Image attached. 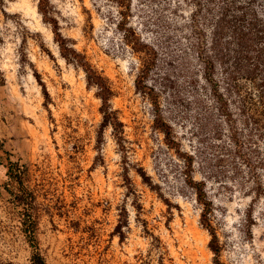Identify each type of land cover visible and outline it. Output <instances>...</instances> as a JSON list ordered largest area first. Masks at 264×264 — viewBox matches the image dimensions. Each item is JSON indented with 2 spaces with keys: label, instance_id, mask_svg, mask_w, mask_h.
Segmentation results:
<instances>
[{
  "label": "rangeland",
  "instance_id": "374dc122",
  "mask_svg": "<svg viewBox=\"0 0 264 264\" xmlns=\"http://www.w3.org/2000/svg\"><path fill=\"white\" fill-rule=\"evenodd\" d=\"M45 1L69 46L110 85L122 141L102 127L99 89L62 55L40 0H0V264H33L28 216L47 264H216L187 175L189 156L190 174L212 203L220 262L264 264V195L254 194L246 169H237L226 151L228 126L215 111L191 37L195 1ZM252 7L264 16V0ZM199 26L198 40L210 42L208 23ZM135 38L157 52L144 84L158 93L177 147L155 126L149 94L137 89L150 56L135 48ZM214 76L239 128L240 97L262 120L263 74L241 76L239 95L225 90L219 64ZM10 162L25 170L29 208L7 177Z\"/></svg>",
  "mask_w": 264,
  "mask_h": 264
},
{
  "label": "trees",
  "instance_id": "16d2710c",
  "mask_svg": "<svg viewBox=\"0 0 264 264\" xmlns=\"http://www.w3.org/2000/svg\"><path fill=\"white\" fill-rule=\"evenodd\" d=\"M195 8L192 10L189 24L192 27L191 37L197 39L194 47L196 48L199 59L204 64V79L211 85L210 96L215 104V111L218 112L221 119L228 126L224 132L227 134L228 142L226 151L229 157H232L233 165L243 171L246 169V175L253 182V192L258 197L264 195L263 176L264 172V115L262 120L253 114L252 109L248 111L247 99L240 97L241 107H237L243 114V126L238 127V121L233 112L230 103L231 100L227 94L222 91L220 82H217L214 76L217 64L225 75L226 88L228 94L239 95L242 86L238 81L243 78L253 77L255 75H264V16L259 15L253 3L255 0H248L242 3L235 0H194ZM45 0H40L39 8L45 16V19L53 24L55 39L60 46L62 55L68 60H73L86 73L89 84L95 85L99 89V97L102 100L101 112L103 114L102 127L111 126L118 141H122L123 124L117 116V113L111 106L112 89L107 80L100 75L86 58L79 54L73 47H70L68 41L59 32L58 25L49 17L45 9ZM127 8H129L127 6ZM205 20L210 29V42H200L201 28L199 24ZM208 38V36H207ZM135 48L146 52L150 56L148 63H145L141 75L136 81L137 89L149 94L155 107V126L160 129L166 142L171 147H177L179 144L175 140L173 128L168 124L163 116L162 108L159 104V96L155 89L149 88L144 84L148 80L155 64L157 52L155 48L144 43L140 38H135ZM245 76V77H244ZM262 80V78H261ZM258 103L264 108V86H261V92ZM245 97V96H244ZM256 97V96H255ZM255 105V104H254ZM248 111V112H247ZM218 134H221L218 132ZM222 140V139H221ZM258 140L261 141V145ZM193 157L187 159L189 183L196 190L197 200L203 206L201 222L211 233L212 240L210 248L216 256V264H222L219 260L221 247L218 242L217 234L210 223L209 215L212 210L211 201L207 200L205 184L197 182L190 174ZM25 170L18 164L10 162L7 177L10 182H15L20 194L16 196L19 203H23L29 208L32 194L24 187ZM144 179H146L143 176ZM24 231L31 247L34 249L32 255L33 264H47L38 250L35 237V222L32 216L24 220ZM122 224L117 227V233L123 239Z\"/></svg>",
  "mask_w": 264,
  "mask_h": 264
}]
</instances>
